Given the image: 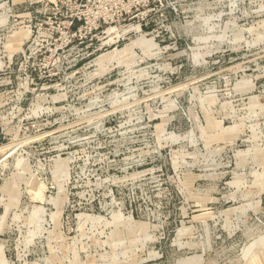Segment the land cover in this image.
<instances>
[{
	"label": "rangeland",
	"instance_id": "rangeland-1",
	"mask_svg": "<svg viewBox=\"0 0 264 264\" xmlns=\"http://www.w3.org/2000/svg\"><path fill=\"white\" fill-rule=\"evenodd\" d=\"M0 264H264V0H0Z\"/></svg>",
	"mask_w": 264,
	"mask_h": 264
}]
</instances>
